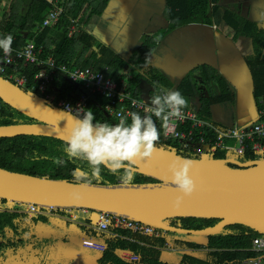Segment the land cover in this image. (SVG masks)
<instances>
[{
	"label": "trees",
	"instance_id": "1",
	"mask_svg": "<svg viewBox=\"0 0 264 264\" xmlns=\"http://www.w3.org/2000/svg\"><path fill=\"white\" fill-rule=\"evenodd\" d=\"M59 6L65 11L61 20L54 28L40 30L43 23L41 14L49 9L50 5L46 0H5V8L0 10L2 19L0 20V33L2 36L11 34L16 40L12 45L14 48L22 47L30 39L37 42L42 48L43 60L53 58L59 66L67 67L68 71L89 68V55L92 54L91 68L95 72H102L109 67L108 76L116 83L127 80L121 75L126 69L127 63L119 58L105 44L98 41L91 32V27L107 9L111 0H58ZM220 0H165L164 20L174 28L192 24L212 25L219 21L231 28L237 37H246L252 44V56L246 59V64L251 74L253 85V98L256 110L261 120H264V24L251 21L236 14L230 8L222 7ZM76 24V31L72 36L68 35V28ZM163 35L161 28L156 33H147L140 38V45L136 48V54L151 52L157 47ZM149 54V53H148ZM3 63V56L0 54V65ZM11 74L17 78L25 76L30 83L34 80L32 68H25L22 63H16ZM200 72L204 78V83L208 85L217 84L220 90L218 96L203 98L201 105L203 109L199 112L202 116L211 118V109L218 104L234 103L235 93L231 84L222 77L217 70L210 66H203ZM20 76V77H19ZM55 82L49 87V92H55L58 99L73 97L80 93V90L69 84L66 76L56 74ZM6 79L5 75L1 76ZM129 90L134 98L140 99L148 89L159 91L161 85L165 90H171L172 84L165 78H158L147 81L138 75L129 80ZM193 79L189 78L179 88L182 95L188 100V104L193 99L194 94L198 95L199 86ZM197 89V90H196ZM88 109H91L96 119L101 122L118 123L116 117L110 116L105 111L108 103L106 98L99 95H91ZM87 109V110H88ZM130 122V119H129ZM38 122L31 120L12 107L5 104L0 98V126L27 124ZM159 127L160 121H156ZM64 140L44 135H18L10 138H0V168L13 173L32 175L53 180H69L77 182L72 172L77 167L87 169V164L76 160H68L63 151ZM157 148L171 152L175 155L198 160L185 152L180 143L173 139L164 137L161 129L160 140ZM231 153V152H229ZM56 158H62L66 162L63 165L54 163ZM240 163L246 164L259 161L257 154L249 151ZM216 160H225L219 159ZM264 161V160H262ZM237 169L235 166H230ZM119 177L102 169V175ZM153 178L135 172L134 179L129 184L154 183ZM85 183V182H84ZM94 183V182H90ZM112 182L111 184H118ZM108 184V183H94ZM3 204H8L7 200H1ZM21 210L17 204L16 211H0V264L11 255H18L21 249L24 251L30 246V252L43 258L41 264H46L49 255H53V248L58 239L52 236L42 243L37 231L39 225L38 217L29 215ZM63 213L66 210H54ZM91 212L88 219H82L83 225L66 219L64 224L78 231H88V235H96L92 228L95 221ZM220 218H196L177 217L167 219L164 223L172 227L187 230H202L219 224ZM88 228V229H87ZM72 231H67L66 239L62 240L63 247L69 248L71 253L65 261L57 264H73L81 261V264H250L248 262L263 257L261 264H264V254H259L252 250V241L256 236L264 233L251 229L243 224H230L224 230L215 235L195 236L177 233H164L160 238L133 234L129 230L117 229L110 226L109 230L100 235L99 241L104 246L103 252H96L76 246L69 245L72 238ZM163 234L162 231H160ZM168 235H177L170 237ZM191 236V239H185ZM170 237V238H168ZM170 241L177 251H182L180 260L172 261L174 253L166 254L162 251L164 243ZM82 245V243H81ZM30 249V248H28ZM74 249V250H73ZM131 253L140 258V262L131 263L122 259L123 253ZM73 255V256H72ZM54 264L55 261H47Z\"/></svg>",
	"mask_w": 264,
	"mask_h": 264
},
{
	"label": "water",
	"instance_id": "2",
	"mask_svg": "<svg viewBox=\"0 0 264 264\" xmlns=\"http://www.w3.org/2000/svg\"><path fill=\"white\" fill-rule=\"evenodd\" d=\"M0 98L25 117L38 122L0 126V138L44 135L64 140L72 115L53 109L0 77ZM177 155L157 148L151 158L137 159L136 173L154 183L94 184L17 174L0 168V199L55 210L88 209L125 217L163 231L209 236L238 223L264 232V161L194 160L191 175L197 190L184 197L175 190L169 168ZM235 166L238 169H232ZM158 216L155 218L154 216ZM177 217L220 218L213 227L187 230L165 224Z\"/></svg>",
	"mask_w": 264,
	"mask_h": 264
},
{
	"label": "crops",
	"instance_id": "3",
	"mask_svg": "<svg viewBox=\"0 0 264 264\" xmlns=\"http://www.w3.org/2000/svg\"><path fill=\"white\" fill-rule=\"evenodd\" d=\"M53 1L54 3H50L46 0L50 7L41 14L43 23L40 30L54 28L60 22L61 17L56 24L50 26L45 25V15L52 9L60 8L63 11L61 16L65 14V11L59 6V1ZM219 4L222 7L230 8L243 18L260 23L261 25L264 24V0H220ZM164 10L165 0H111L104 14L96 20L91 27V32L97 37L98 41L105 44L106 47L111 49L119 58L127 63L126 69L121 75L122 77H126L127 80H121L119 84L132 93L128 86L129 80L132 78L141 75L145 80L151 81L162 77L172 84L173 88L171 90H179L183 83L189 78L193 79L197 84H200L196 81L195 75L201 74V67L210 66L212 69L217 70L222 77L227 79L235 93L234 103H223L230 104L234 107L233 123L226 124L213 119L212 113L217 105L211 109V118L202 116L199 113L203 109L201 100L203 98L218 96L220 92L218 95L211 94L208 97H200L202 93L199 91L198 95L194 94L193 99H191L186 108L197 113L200 118L217 123L221 128H231L236 123L240 126H245L264 122V120L260 119L256 110L251 74L246 64V59H249L253 53V50L252 53H250V40L246 37H237L236 33L231 28L219 21L213 22L210 26L206 24H192L174 28L165 22L163 17ZM161 28L163 29V35L157 47L151 52H148L149 54L144 53L145 55H143L142 53L137 55L135 52L138 45H140V38L147 33H156ZM75 31L76 24L73 21V24L68 28V35L72 36ZM0 36L3 38L1 33ZM13 39L16 40L15 38ZM30 44H34L36 51L41 52L43 56L44 50L38 47L37 42L32 39L25 45H22V47L14 48L13 45L11 47L14 51L21 52ZM88 57L89 69L95 72L91 68L93 62L92 54ZM52 60L56 63L53 58ZM56 65L58 64L56 63ZM11 69L13 68H8L5 80L18 87L16 80L19 78L11 74ZM105 69H108L106 76L110 78L108 76L110 68L107 67ZM105 69L102 72H105ZM32 71H34V69H32ZM206 85L208 84L201 83L200 86L204 87ZM35 87L34 80L33 83L28 81L26 86L21 88V90L28 95L31 94L30 96L32 97H35L32 95L33 93L37 94L39 97L35 98L42 101L43 97H41L36 90L34 91ZM77 89L80 90V93L74 95L72 98H65L64 100L68 99L75 101L79 96L89 93L80 88ZM160 90L161 88H159V91L150 88L145 94H142L140 100L148 99L152 94H159ZM47 94L58 96L55 92H49V88H47ZM91 95L98 94L91 93ZM197 103L198 105H196ZM190 104L197 106L196 110L192 108ZM194 157L197 158L196 156ZM197 159L202 160L199 159V157ZM209 159L212 160L213 158ZM16 207L17 206L14 207V211H16ZM20 211H24V207H21ZM71 215L72 212L69 211L50 214L45 212L33 215L38 217L39 220L37 231H43V233L39 232L38 234L41 242L45 243L46 239L51 236L58 239L59 242H62L68 235L67 231H72L71 233L75 239H79L80 243H82L83 235L88 231H78L71 227L68 229L64 221L68 216L71 217ZM92 218L95 219V215L92 216ZM82 219L86 220L88 216L79 219L80 224L83 225ZM86 226L88 228L91 227L89 225ZM56 245L55 248H53V257L51 259L56 261L55 258L58 256L66 259L68 256L63 255ZM82 246L83 243L81 247ZM76 247L77 249L80 248V246ZM64 249H66L68 255L71 253V250L68 251L69 248H67V246L64 247ZM30 250L31 248L28 251ZM182 253V251H177L172 257L175 261H178L181 259ZM34 255L36 256L35 253ZM51 259L47 258V260L50 261Z\"/></svg>",
	"mask_w": 264,
	"mask_h": 264
},
{
	"label": "built area",
	"instance_id": "4",
	"mask_svg": "<svg viewBox=\"0 0 264 264\" xmlns=\"http://www.w3.org/2000/svg\"><path fill=\"white\" fill-rule=\"evenodd\" d=\"M48 1L54 3L53 0ZM62 12L60 8L52 9L45 15V25L50 26L56 24L60 20ZM0 54L3 56V63L0 65V77L6 75L8 68H13L16 63H22L26 68L31 67L35 71L34 85H36V87L34 91L36 90L37 93L43 97L42 102L53 109L60 110L69 115H74L77 110H81L82 112L87 111L89 106L88 94L79 96L75 101L68 99L60 100L57 96L47 94V88L55 82L57 77L56 74H62L66 76L69 84H72L76 88L106 98L108 103L104 108L105 111L118 120L121 116H126L130 119L132 112H137L142 116L150 114L151 97L143 100L134 98L132 93L127 91L124 86L113 82L112 79L106 76L108 69H105V72L102 73H95L89 68L68 71L66 67L56 65L52 58L43 60L41 52L36 51L34 44L28 45V47L21 52L12 49L9 55H5L3 50L0 49ZM16 81L20 89L24 88L28 82L25 76L20 77ZM171 124L173 131L168 135H164V137L179 142L181 148L185 152L191 153L196 157L210 160L209 158L211 156H217L221 151L235 153L240 156L248 151L255 153L264 152V122L245 126H240L236 123L231 128H221L217 123L200 118L197 113L185 108L183 109L182 117L174 118ZM229 140H236L237 144L235 148L227 147V142ZM16 204L18 203L9 202L8 207L3 209L0 199V211L14 210V207L17 206ZM23 206H25V212L29 216L45 212L48 214L55 212V209H44L35 204ZM66 211L72 212L71 217L68 216L67 219L77 223L81 217L90 216L91 212H93L84 208ZM94 221L95 225L90 228L93 229V232L97 236L107 232L110 226H114V228L117 229L129 230L133 234L149 237L160 238L164 236V233L161 234L160 230L154 227L108 213H96ZM96 235L93 236L84 233L82 238L83 247L88 250L103 252L105 248ZM162 250L167 254L177 252L172 243L168 241L164 243ZM252 250L264 254V235L253 238ZM122 259L131 263L140 262L139 257L127 252L122 254ZM262 259L263 257H259L249 263L261 264Z\"/></svg>",
	"mask_w": 264,
	"mask_h": 264
},
{
	"label": "clouds",
	"instance_id": "5",
	"mask_svg": "<svg viewBox=\"0 0 264 264\" xmlns=\"http://www.w3.org/2000/svg\"><path fill=\"white\" fill-rule=\"evenodd\" d=\"M12 43L11 34L0 38V49L5 55L11 53ZM187 105L188 100L179 90H165L161 85L159 94L151 96L150 114L142 116L132 112L130 122L126 116H121L118 123L101 122L96 119L91 109L83 112L77 110L71 120H67L65 128L68 132L64 139L63 151L68 160L82 161L88 167L75 168L72 172L74 179L85 183H90L91 180L99 182L103 180L102 169H107L109 173L119 175L122 184L128 185L134 179L135 161L153 156L157 151L161 129L164 135L173 131L171 121L181 118ZM157 120L160 121L159 127ZM65 162L62 158L54 160L57 165H63ZM193 165V159L178 155L169 168L175 190L183 194L177 198V204L197 190V182L191 175Z\"/></svg>",
	"mask_w": 264,
	"mask_h": 264
},
{
	"label": "rangeland",
	"instance_id": "6",
	"mask_svg": "<svg viewBox=\"0 0 264 264\" xmlns=\"http://www.w3.org/2000/svg\"><path fill=\"white\" fill-rule=\"evenodd\" d=\"M5 0H0V10H2V8L4 7L5 8ZM2 19V16H1V13H0V20ZM251 42V41H250ZM250 53H252V44L250 43ZM251 55V54H250ZM263 59H264V56H263ZM195 79L198 83H204L203 81V78H202V75L201 74H196L195 75ZM199 91H201L202 95L200 97H204V96H210L211 94H214V95H218L220 90H219V87L217 84H212V85H206V86H199ZM33 96L35 97H39L37 94L33 93L32 94ZM154 94H152L153 96ZM192 108H194L196 110V107L197 106H194L193 104H190ZM198 105V103L196 104ZM233 106H231L230 104H221V105H217L216 108L214 109V112L212 113L213 115V119L217 120V121H220V122H223V123H226V124H231L233 123ZM236 140H229L227 142V147L228 148H235L236 147ZM189 155H192L191 153H188ZM193 156V155H192ZM217 157L219 159H225V160H234V161H238V162H242L243 161V158L234 154V153H229V152H226V151H221L220 155L218 156H212L210 158H216ZM198 158V157H197ZM257 158L259 161H262L264 160V156L263 155H257ZM199 159H203L201 157H199ZM103 176V180L102 181H96V180H91V182H94V183H112V182H119L118 184H120L121 180L119 177H111V176H106L105 174L102 175ZM113 185V184H111ZM2 207L3 208H6L8 207L7 204H3L2 203ZM50 230V229H48ZM39 232L43 233L42 230H40ZM170 237H176L177 235H168ZM168 237V238H170ZM72 240L71 242H69V245H71L72 247L74 246H81V243H80V240H76L75 237L72 235ZM192 237L191 236H185V239H191ZM57 248L58 250L65 256H68V257H71L68 255L66 249H64L63 247V243L62 242H58L57 243ZM28 248H31L30 246ZM26 249L24 251V249H21V251L18 253V255H11L7 260L3 261L2 264H41L42 263V259L41 257H38V256H35L34 253L28 251L29 249ZM33 255V256H32ZM73 256V255H72ZM53 256L52 255H49L48 258L51 259ZM67 257V258H68ZM56 261L54 264H57L61 261H65L66 259L64 258H61V257H57L55 258ZM174 260V258L172 257V261ZM47 261H50V260H46V264H49V262ZM82 262L79 261V262H76V263H73V264H81Z\"/></svg>",
	"mask_w": 264,
	"mask_h": 264
},
{
	"label": "bare ground",
	"instance_id": "7",
	"mask_svg": "<svg viewBox=\"0 0 264 264\" xmlns=\"http://www.w3.org/2000/svg\"><path fill=\"white\" fill-rule=\"evenodd\" d=\"M249 152V151H248ZM253 153H255V152H253ZM235 154V153H234ZM247 154V152L244 154V155H246ZM255 154H257V155H263L264 156V152H262V153H255ZM237 155V154H236ZM244 155H242V156H240V155H238V156H240V157H243ZM243 164V163H242ZM238 169V168H237ZM158 216H161V215H156V216H154L155 218H158ZM258 231V230H257ZM262 233H264V232H262ZM260 254V253H259ZM249 263V262H248Z\"/></svg>",
	"mask_w": 264,
	"mask_h": 264
}]
</instances>
